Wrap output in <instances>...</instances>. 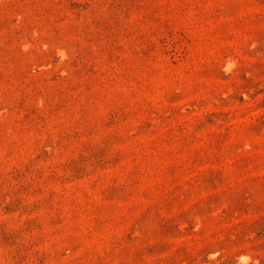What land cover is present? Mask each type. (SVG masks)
<instances>
[{
    "label": "rangeland",
    "instance_id": "rangeland-1",
    "mask_svg": "<svg viewBox=\"0 0 264 264\" xmlns=\"http://www.w3.org/2000/svg\"><path fill=\"white\" fill-rule=\"evenodd\" d=\"M0 264H264V0H0Z\"/></svg>",
    "mask_w": 264,
    "mask_h": 264
}]
</instances>
